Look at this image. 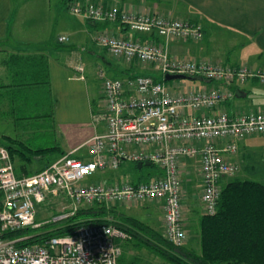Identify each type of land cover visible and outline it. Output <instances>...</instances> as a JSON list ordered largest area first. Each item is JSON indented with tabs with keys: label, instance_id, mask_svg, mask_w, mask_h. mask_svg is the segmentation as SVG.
<instances>
[{
	"label": "built area",
	"instance_id": "2783aa9c",
	"mask_svg": "<svg viewBox=\"0 0 264 264\" xmlns=\"http://www.w3.org/2000/svg\"><path fill=\"white\" fill-rule=\"evenodd\" d=\"M69 10L97 22L121 21L131 31L162 38V42L153 39L143 42L115 36L107 30L97 31L94 41L113 58L165 74L196 75L212 85L175 86L155 82L146 74L112 79L99 69L102 101L93 121L103 124L104 130L82 145L88 150L86 157L68 153L40 172L17 176L8 149L1 146L0 264H119L122 255L119 240H127L129 235L111 222L75 225L70 232L52 236L43 243L25 245L22 243L31 237L29 234L12 235L44 225L36 223V206L46 202L50 194L63 193L73 200V208L53 216L50 223L66 221L79 206L97 202L110 207L160 201L164 235L169 242L181 246L187 240L184 217L188 191L183 188V175L191 182V174L197 172L201 179L202 212L213 215L221 197L222 178L239 169L223 153H236L238 138L264 134V111L230 115L221 106L234 96L231 85L241 86L255 78L264 85V67L235 66L209 59H176L170 55L172 41L203 38L200 23L93 2L72 3ZM66 40L68 37H59L60 42ZM78 69L83 71V67ZM224 143L226 146L220 147ZM127 161H149L159 171L139 182L117 178L83 183L85 178L115 171ZM190 163L193 169L187 170Z\"/></svg>",
	"mask_w": 264,
	"mask_h": 264
},
{
	"label": "crops",
	"instance_id": "0c3cea01",
	"mask_svg": "<svg viewBox=\"0 0 264 264\" xmlns=\"http://www.w3.org/2000/svg\"><path fill=\"white\" fill-rule=\"evenodd\" d=\"M83 2H93L105 6L117 5L121 8L125 7L136 11L157 12L161 15L200 23L204 29L203 38L199 41H172L170 54L173 58L209 59L235 66L245 64L242 61L249 59L248 65L251 67H264V0H167V2L165 0H85ZM11 5L10 0H0V85H8L13 82V71L9 69L7 63V58H10L11 54L43 55L46 57L45 64L53 100L56 96L64 103L62 110L58 112V116H62L59 125L65 127L62 130L66 149H64V155L72 153L74 157H86L88 150L82 145L87 139L104 130L103 125L94 123L92 112L94 106L96 110L100 107L102 101V84L98 81L100 79L99 69H103L109 77H112L110 73L122 74V77H127L126 71L127 73L128 71H130L129 73H144L145 70H148L139 66L131 69V66L126 62L111 57L105 47L94 41V35L99 30H107L115 36H125L143 42L149 39L162 42V38L134 33L118 21H96L97 23H94L93 20L82 16V22H74L69 27L70 31L67 34L70 37V42L67 47H53V50H50L49 47L41 48L44 47L43 45L46 42H38V48L31 49L33 44L31 42L19 40H15V43L12 42V34L9 33V29H11ZM207 32H210L211 35L209 39H205ZM219 32H227L236 39L240 37L245 40L241 43L240 48L248 45L244 48L246 53L240 54L239 57H235L233 60L229 54L231 51L226 52L223 56L220 48L216 50L213 48L214 44H212L216 42L212 39ZM203 41L205 43L201 45L196 43ZM232 45H237V43ZM209 46L211 49H209ZM78 67H83V71H80ZM140 69L142 72H140ZM31 70H33V67ZM95 85L100 87L97 96L91 93ZM238 89L239 92L222 105L230 115H237L239 111L246 108H252L251 111H254L252 113L260 110L264 111V85L260 84L256 78L249 79L244 85L238 86ZM8 102L9 100H5L1 104L2 109L8 110L10 106ZM254 135H259L257 148H259L261 156L259 161L254 162L251 166L245 164L244 171L247 174L249 172L255 174L261 179H257V181L264 183V134ZM61 156L57 155L53 159ZM243 178H247V176ZM194 179H196L195 176ZM185 202L187 219H189L188 215L198 213V205L202 211L200 192H195L192 189L190 193L188 192ZM69 220L55 223L56 225L52 229L38 233L33 231L38 228H33L29 236L62 228L68 225ZM36 223H42V221L37 222L36 220Z\"/></svg>",
	"mask_w": 264,
	"mask_h": 264
},
{
	"label": "trees",
	"instance_id": "16d2710c",
	"mask_svg": "<svg viewBox=\"0 0 264 264\" xmlns=\"http://www.w3.org/2000/svg\"><path fill=\"white\" fill-rule=\"evenodd\" d=\"M63 1L68 9L72 3H87L83 2L85 0ZM92 22L97 23L96 21ZM118 22L122 23L121 21ZM122 24L127 27L126 24ZM45 62L46 57L43 55L11 54L10 58H7V63L9 69L13 71L12 76L14 79L11 84L0 85V114L9 111L10 106L8 107V110L2 109L1 107V104L5 100H9L8 104L12 106V108L10 107L12 111H15L16 109H19L20 111H28L35 104L38 105L40 110H47V105H49L48 102H54L52 99L53 96L49 85L50 80ZM130 66L132 69V67H136L138 64H130ZM32 67L33 70H31ZM146 69L148 70H145L144 73H129L130 71H128V73L126 71L125 73L128 74L127 77L137 74H146L150 75L155 82H162L151 74L152 68ZM163 74L165 75V73ZM109 78L120 79L113 77ZM196 81H202V83L192 85H212V83H210L211 81H207L203 78ZM231 89L234 91V96L239 92L237 85H231ZM36 96H39L38 98L40 99H37ZM231 99H228L221 104L224 105ZM99 109L100 107L96 110L94 106L92 111L93 116L99 113ZM4 137L20 144L22 147L17 148L15 146H5L11 155L17 176L34 174L28 169V166L31 165L32 157H28L23 148L33 152L34 156H44L56 151H59L58 155L63 156L65 154V150H61L58 146L31 149L22 141L8 135H4ZM16 156H18L17 162L15 159ZM57 159L46 162L41 169L44 170L50 163ZM153 165L154 164H151L150 166ZM144 167L145 166L140 169H143ZM117 178L119 177L112 175L109 178V181ZM191 190L192 188L189 187L188 192L190 193ZM119 206V204H115L107 207L106 205L97 202L92 206H87V208L86 206L81 207L78 209L77 213L69 218L70 221L77 220L72 226L66 225L53 231L33 235L22 244L43 243L46 239L52 236L70 232L75 225L79 224L90 222H111L129 235V238L127 239L128 242H133L139 248L146 247L171 264H264V183L260 181L247 178H233L226 184L222 185L217 211L213 215L202 212L199 217V222H193L194 224H190V222L187 223V220L194 221V219L189 220L186 218L185 228L187 230V240L181 246H176L166 239L164 231L162 230L163 227L160 228L161 230L156 229L148 222L123 212ZM109 216H112V220L108 219ZM191 216L193 217V215ZM194 225H199L200 227L199 238L198 231ZM30 231L31 228H27L24 231L12 235L16 236L24 233L29 234ZM199 242L200 252L197 253L195 249ZM119 264L124 263L120 260Z\"/></svg>",
	"mask_w": 264,
	"mask_h": 264
},
{
	"label": "rangeland",
	"instance_id": "374dc122",
	"mask_svg": "<svg viewBox=\"0 0 264 264\" xmlns=\"http://www.w3.org/2000/svg\"><path fill=\"white\" fill-rule=\"evenodd\" d=\"M12 5L10 21H11V29H9V33L12 34V42L15 43V40L19 41H27L33 43L31 45V49H37L38 42H46L44 47H49L50 50H53V47L58 48L67 47L70 42V37H68L69 27L74 22H82V15H76L67 8L63 0H10ZM155 1V0H150ZM167 2V0H165ZM76 15V16H75ZM65 36L68 37V40L64 42H60L59 37ZM210 32L206 33L205 39H209ZM216 40L213 45V48L216 50L220 48L221 54L224 56L226 52H229L232 60L235 57H239L242 53L245 54L244 47L241 46L243 43L242 38L238 37L237 39L227 33H218L214 39ZM201 45L203 42H196ZM237 43V45H232ZM194 45V44H192ZM215 46V47H214ZM253 47V46H251ZM254 48V47H253ZM209 49L211 47L209 46ZM185 59V58H183ZM231 60V61H232ZM247 65L249 64V59L242 61ZM140 72L142 70L140 69ZM151 74L161 80L165 84L171 85H192V84H201L202 81H190V80H172L165 82L164 74L162 72L156 71L154 69L151 70ZM110 75L114 78H121L122 74L110 73ZM123 78V77H122ZM95 81L96 78H94ZM98 79V77H97ZM101 84V80H98ZM97 83V82H96ZM98 84V83H97ZM99 85L93 86L91 93L94 96H97L99 91ZM254 96V95H253ZM37 99L39 96H36ZM51 98V96H50ZM53 99V97H52ZM45 100V99H44ZM248 102V100H247ZM49 105L47 110H40L38 105L35 104L28 111H20L16 109L12 111V106L9 108V111L3 114H0V147L1 146H15L17 148H22L20 144L11 141L4 137V135H8L12 138H15L19 141L25 143L31 149H40L46 147H56L58 146L61 150H64V142L65 137L62 134V130H64V126L59 125L61 121V115L58 116V112H60L64 106L62 100H59L58 97L54 96V102H48ZM54 103V105H53ZM249 103V102H248ZM252 108H246L239 111L237 114H250L254 111H251ZM47 112V113H45ZM56 117V119H55ZM103 125V124H101ZM69 136V135H68ZM259 135H247L235 140L237 144L238 150L236 153H223V157L233 163H237L239 166L238 171L232 175L222 178L221 184H226L229 180L233 178H243L247 176V178L257 180L259 179L255 174L250 173L247 174L244 171L245 164H249L250 166L254 164V162H258L260 159V150L257 148L259 145ZM226 143L220 145V147H225ZM6 148V147H5ZM27 153V156L32 157L31 165L28 166V169L33 173H36L46 164L48 161H52L54 157L58 155L59 151L49 153L44 156H34V153L28 151L23 148ZM66 150V149H65ZM11 156V155H10ZM16 162L18 161V156L15 157ZM192 162V160H191ZM136 162H123L119 169L113 171H103L98 172L92 176H89L83 180L85 184H94L99 183L101 181L108 182L109 178L114 175L119 178H124L129 182H139L144 181L151 176H154L158 173L159 169L157 166H145L143 169H139L136 167ZM191 163L187 166V170H192ZM250 171V170H248ZM192 175V181H186L183 175V188L187 192L189 187H192L193 191L200 192L201 183L200 178L197 175V172H194ZM194 176L196 179H194ZM261 180V179H259ZM112 206V205H111ZM85 206H79L78 209ZM121 210L127 213L130 216H134L140 220L148 222L156 229H160L164 225V213L162 209V205L160 201L157 200H148L143 202H135L131 206L120 205ZM73 208V200L68 197L66 194L61 193L59 196L51 195L47 198L46 202L43 204H39L36 206V214H37V222L42 221V223L46 226H43L38 229H34V233H38L44 230L52 229L56 224L50 223V220L53 216L57 215L59 212L61 213L64 209L71 210ZM87 208V207H86ZM198 213L194 215L195 221H191L193 219L191 215H188L190 222H199V217L201 215V208L197 206ZM78 211V210H77ZM77 213V212H76ZM110 217V216H109ZM108 217V218H109ZM196 217V218H195ZM112 220V216L110 218ZM77 220L68 221V225L72 226L76 223ZM186 223V215L184 217V224ZM189 224V225H190ZM194 224V223H193ZM67 225V226H68ZM196 230L198 231V238L200 236V227L199 225H194ZM31 228V232H32ZM161 230V229H160ZM163 230V229H162ZM119 243L122 246V255L119 259L124 264H171L167 262L165 259L159 257L151 250L146 247L139 248L133 242H128L127 240H119ZM197 253L200 252V242L195 249Z\"/></svg>",
	"mask_w": 264,
	"mask_h": 264
},
{
	"label": "water",
	"instance_id": "95a60500",
	"mask_svg": "<svg viewBox=\"0 0 264 264\" xmlns=\"http://www.w3.org/2000/svg\"><path fill=\"white\" fill-rule=\"evenodd\" d=\"M164 80L165 81H172V80H190V81H196V80H201L200 77L198 76H188V75H185V74H178V73H175V74H170V73H166L164 75ZM151 163L149 161H146V162H138L137 163V167L140 169L142 168L143 166H150Z\"/></svg>",
	"mask_w": 264,
	"mask_h": 264
}]
</instances>
